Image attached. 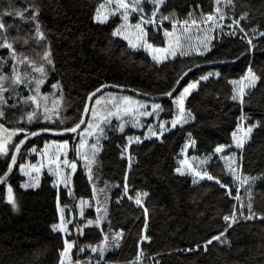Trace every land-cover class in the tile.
<instances>
[{
    "label": "trees",
    "instance_id": "obj_1",
    "mask_svg": "<svg viewBox=\"0 0 264 264\" xmlns=\"http://www.w3.org/2000/svg\"><path fill=\"white\" fill-rule=\"evenodd\" d=\"M8 3L9 0H0V11L7 7ZM39 3L40 19L47 30L55 62V70L49 73L42 91H52L50 83L60 80L69 105L61 113L67 120L65 125L60 127L71 125L77 120L87 101L88 93L101 88L102 85H120L122 87L119 88L133 90L143 97L124 94L142 100H152L155 97L157 102L165 107V111L160 113V118L170 119L171 101L159 94L172 85L182 69L192 68V71L184 77L181 85L188 80L198 79L203 73L220 72L219 77L213 75L207 81H201L198 89L193 90L186 100V108H190L195 116L193 121L184 125L183 129L178 126L165 133L163 143L153 137L139 144L133 143L129 147V152L132 153L131 168L127 154L121 158V148L117 145L127 143L123 138L125 135L142 136L144 128L135 130L129 126L125 128L124 133L109 132L108 139L101 140L103 147L98 153L97 164L93 166V183L100 187L107 184L110 197L107 205L108 218L114 231L124 230L120 248L107 252L106 258L116 261L117 264L133 260L138 251L139 235L144 228V209L123 195L124 173L127 171L129 193L134 195L135 190L149 193L148 197L142 199L148 210V226L144 234L149 235L151 239L139 242L144 252L140 264H156L157 261L159 264H264V221L260 220L241 221L233 225L225 234L231 242V247L213 241L207 252L202 249L195 252L178 250L196 243L202 244L204 240L222 231V214L230 211L235 201L223 195L226 189H221L214 181L201 180L193 184L191 175L180 176L174 171L179 166V160L184 159L185 155L189 158L202 157L211 152L217 144L232 145L231 133L236 130L242 115L251 118L245 120V124L258 119L264 121V51H256L252 65L262 79L250 90V94L245 98L247 102L241 106L228 99L233 87L228 81L238 80L249 65V56L241 55L248 47L244 40L221 36L212 41L214 46L203 57L177 55L175 59L156 64L147 52H134L127 48L126 41L110 36L112 28L115 27L113 20L119 22L118 17H110L106 24L92 20L95 9L105 3V0H39ZM195 3H200L205 12L213 8V0H167L165 10L175 9L177 16L184 18L187 12L192 10L189 4L194 6ZM236 3L237 15L242 10L251 13L250 24L246 27L258 24L264 29V0H236ZM24 4L25 0H15L16 6ZM164 23L171 27L167 21ZM223 23L227 25L230 20L226 18ZM23 27L27 30L28 26ZM225 31L228 29L225 28ZM193 36L195 37L194 34ZM149 38L156 45L164 46L165 37L162 33H150ZM259 39L264 40V37ZM15 46L37 58L38 53L43 51V47L35 42L24 45L21 41ZM6 53L7 50L0 49V55ZM206 60L214 62L206 63ZM194 64H199L200 67L195 68ZM7 70L6 68L5 71ZM144 123L146 125L156 122L153 117H149ZM46 126L55 128L57 125ZM37 127L41 125H31L32 130ZM188 131H191L197 140L196 148L190 147L186 153H182L181 148ZM22 136L21 133L20 137ZM73 136L75 134L61 137L54 132L44 133L30 138L26 145L35 144L36 148L40 149L47 141H61ZM229 151L236 152L243 171L251 175L264 172V126L253 130L242 151L235 149L234 145L230 149L226 148L225 154ZM20 160L18 157V163ZM214 161L205 167L231 187V176L223 171L224 161L216 157ZM17 165L13 167V172L7 179V183L13 187L18 202L17 209L14 210L7 203L6 185H0V264H58V250L63 247V237L51 228V225L58 221L57 191L52 187L51 177L46 174L41 177L37 188L21 189L22 178L17 173ZM3 170H6V165L4 159L0 158V172ZM254 190V209L264 212V183L257 181ZM71 191L74 194L72 196L65 190L59 191L62 205L73 204L81 198H92V185L81 165H77L72 177ZM243 191L241 189V195ZM117 196H122L119 203H116ZM88 212H85V217L93 218L94 215ZM101 227L106 228L107 222H103ZM71 229L73 235L69 239H77L82 244L95 243L101 238L100 230L95 226L84 228V236H79L74 226ZM75 253L74 247V259ZM86 254L81 253V257Z\"/></svg>",
    "mask_w": 264,
    "mask_h": 264
},
{
    "label": "snow or ice",
    "instance_id": "obj_2",
    "mask_svg": "<svg viewBox=\"0 0 264 264\" xmlns=\"http://www.w3.org/2000/svg\"><path fill=\"white\" fill-rule=\"evenodd\" d=\"M166 8L167 0H105V3H101L95 9L92 20L95 23L106 24L110 17H118L119 22L113 20L115 27L112 28L110 36L112 38L119 37L126 41L127 48L134 52L140 50L147 52L156 64L175 59L177 55L180 57L193 55L203 57L214 46L212 41L221 36H233L244 40L248 47L241 52V55L247 54L249 56V65L238 80L228 81L233 86L228 99L243 106L247 102L245 98L250 94V90L256 86L257 81L262 79L252 65L256 51H264V40L259 39L264 37V29L258 24L246 27L250 24L251 13L242 10L237 15L236 0H213V8L208 12L201 9L200 3H195L194 6L189 4V8L192 10L188 11L184 18L178 17L175 9L166 11ZM196 10L200 11L197 12ZM40 13L41 4L39 0H25L24 6H16L15 0H9L7 7L0 11V49L7 50L6 55H0V158L4 159L6 165V170L0 172V183L6 185L7 203L14 210L18 208V202L13 187L7 183V179L9 174L13 172V167L18 164V156L21 159L24 158V152H35L42 159L37 163H19V171L30 177L29 181L20 184L21 188L37 187L41 170L47 165L49 173L57 178L53 181V186L56 187L58 182H62L67 189V194L74 195L68 185L71 174L76 172L77 160L67 158L69 140L46 142L42 150H38L35 144L26 145V140L46 132L75 134V137L79 139L78 143L72 146V150L75 151L79 160L84 162L83 167L89 182L92 183L95 175L93 166L97 164L98 153L103 147L101 140L108 139L109 132L124 133L129 124L133 128L145 129L142 136L125 135L123 138L127 143L117 145L121 148V158L127 154L129 168H131L132 153L129 152V147L133 143L139 144L143 140H150L153 137L163 143L165 133L176 129L178 126L183 129L184 125L195 119L192 110L186 108L185 105L188 97L193 90L198 89L201 81H207L213 75L220 76L219 71L207 72L201 74L198 79L188 80L181 85L184 77L192 71V68L182 69L172 85L159 94L168 97L171 101L170 119L160 118V113L165 111V107L157 102L155 97L151 102L137 100L127 95L117 96L113 93H108L107 97H97L96 93L100 92V88H96L87 96L88 101L95 98V102L92 104L85 103L77 120L71 125L60 127V125H65L67 120V117L62 116L61 113L69 105L60 80L50 83L52 91L41 90L48 81L49 73L55 70V62L52 57L51 45L48 42L47 30L40 19ZM5 17L11 19L6 20ZM226 18L230 20V23L224 25L223 22ZM165 21L170 24V28L165 25ZM242 21L244 23H241ZM23 25L28 26L27 30ZM193 27L196 29L195 37L192 34ZM225 28L228 31H225ZM150 33H162L165 37L164 46L156 45L149 38ZM21 41L24 45L35 42L42 46V53H38L37 58L19 50L15 45ZM205 62L212 63L214 61L206 60ZM220 62L225 63L227 61ZM193 67L199 68L200 65L194 64ZM6 68L7 71H5ZM101 87H105V85ZM112 87L122 86L112 85ZM144 95L149 94L144 93ZM147 117H153L156 123L145 125L141 118ZM113 119L116 121L115 124H113ZM250 119L244 115L239 118L236 130L231 133L232 145L217 144L211 152L202 157L192 156L189 158L185 155L184 159L179 160V166L174 169L175 173L180 176L191 175L193 184L201 180L214 181L221 189H226L223 195L235 201L231 210L222 214L224 221L222 231L204 240L202 244L196 243L178 250L195 252L202 249L207 252L208 246L212 245L213 241L231 247V242L225 234L233 225H237L241 221H264V212L255 211L253 203L256 195L255 185L257 181L264 183V172L251 175L243 171L241 160H238L236 152L229 151L225 154V149H230L233 145L235 149L242 151L245 143L251 138L253 130L264 126V121L259 119L245 124V120ZM41 121L57 126L55 128L41 126L32 130L31 125ZM9 124L14 126H7ZM82 125H84L83 128ZM21 133L23 134L22 138L20 137ZM50 144L55 145L54 151L49 150ZM196 144V138L191 131H188L181 152L186 153L190 147L195 149ZM61 154H63V159H61ZM214 157L224 161L223 171L226 175L231 176V187L228 183L222 182L218 176L212 174L208 167H205L209 162H215ZM69 168L70 172H64V169ZM127 177L128 172L125 171L123 195L142 207L146 218L144 228L139 235L138 251L134 259L125 262V264H140L144 252L140 248L139 242L151 239L149 235L144 234V230L148 226V210L142 199V197H148L149 193L135 190L134 195L130 194ZM241 189L244 190L243 195H241ZM107 192V184L104 188H97L93 184L92 199L95 200L94 207L97 213L94 219L85 217L83 207L84 205L89 207L93 205L83 198L79 202V215L85 219L84 223L74 225L75 232L79 236H84V228L95 226L100 230L101 236L95 243L82 244L77 239L67 238L72 235L67 227L69 223H72V220L66 218L65 208L68 205L61 204L60 194L57 191L56 211L59 213L60 220L58 223H53L51 228L54 232L59 231L64 237L63 247L58 250V264H117L116 261L106 258V253L120 248L124 230H113L111 220L108 218L107 205L110 197ZM121 198L122 196H117L116 203H119ZM103 222H107L106 228L101 227ZM74 247L76 248L75 259L72 251ZM81 253L87 254L81 257ZM156 264L159 262L157 261Z\"/></svg>",
    "mask_w": 264,
    "mask_h": 264
},
{
    "label": "rangeland",
    "instance_id": "obj_3",
    "mask_svg": "<svg viewBox=\"0 0 264 264\" xmlns=\"http://www.w3.org/2000/svg\"><path fill=\"white\" fill-rule=\"evenodd\" d=\"M194 29V28H193ZM192 34H194V35H196V29H194V30H192ZM42 90V89H41ZM108 93H113V94H115V95H117V96H120V95H127V96H131V95H128V94H124V93H121V92H113V91H107V92H104L103 94H101V95H99V96H105V97H107V94ZM98 96V97H99ZM131 97H133L134 99H137V100H142V99H139V98H137V97H134V96H131ZM149 102H151L152 100H148ZM95 102V99H94V101L92 102V103H94ZM149 117H147V118H141V120L142 121H145V120H147ZM116 123V121H115V119H113V124H115ZM35 124V123H34ZM38 124H40L41 126H46V125H51V123H48V122H46V121H41V122H39ZM131 127V125L129 124V125H127L126 126V128L127 127ZM131 128H133V127H131ZM133 129H135V130H141V128H133ZM73 135V134H72ZM71 135V136H72ZM14 139H17V138H14ZM78 137H75V136H73V137H71L70 139H67V140H69V151H68V153H67V158L69 159V160H73V159H76L77 160V165H81L82 167H83V164H84V162L82 161V160H79V158L76 156V153H75V151H73L72 150V146L74 145V144H76V143H78ZM89 140L91 141V138H89ZM51 141H56V140H50V141H47V142H51ZM61 141H63V140H61ZM61 141H57V142H61ZM46 143V142H45ZM45 143L43 144V146L40 148V149H38V150H42L43 148H44V145H45ZM50 151H54L55 150V145H53V144H50V149H49ZM19 157V156H18ZM41 157L37 154V153H35V152H33V153H27V152H24V158L23 159H21L20 160V162L19 163H25V164H29V163H37L38 161H41ZM61 159H63V154H61ZM19 163H18V165H19ZM18 165H17V173H18V175L22 178V182L21 183H23V182H26V181H29L30 180V177H28V176H25V175H23L20 171H19V167H18ZM62 168H63V165H62ZM84 168V167H83ZM84 170H85V168H84ZM64 172H70V168L69 169H64ZM85 173H86V170H85ZM44 174H46V175H48L49 177H51V179H52V187L56 190V191H60V190H65V191H67V189L65 188V185L62 183V182H58V184H57V186L56 187H54L53 186V181L54 180H57V178L55 177V176H53L52 174H50L49 173V171H48V167H47V165L41 170V174H40V176H39V182H38V185H39V183H40V179H41V177L44 175ZM87 174V173H86ZM35 174L33 173V176H34ZM73 175H74V173H72L71 174V176H70V182H69V185H68V187L69 188H71L72 187V177H73ZM62 177H63V173H62ZM62 177H61V180H62ZM87 177H88V175H87ZM93 182L91 183V185H92V190H93ZM96 185V184H95ZM38 187V186H37ZM37 187H29V188H27V189H25V188H21V189H23V190H28V189H35V188H37ZM97 188H104L105 186H102V187H100V186H96ZM109 189V188H108ZM107 195L109 196V194H108V192H107ZM70 196V195H69ZM98 198H102V197H98ZM86 201H88L89 202V204H91V205H93L92 207H89V206H87V205H84L83 207H84V212H86V211H89L88 213H92V216L94 215V217H93V219L95 218V216L97 215V213H96V211H95V207H94V205H95V200L94 199H90V200H86ZM79 202H80V200L79 201H77V202H75V203H73V204H70V205H68V207L67 208H65V216H66V218H68V219H71L72 220V223H69L68 225H67V227L69 228V230L72 232V229H71V227L72 226H74L75 225V222H78V221H82V223H84V217H81L80 215H79V212H80V206H79ZM88 218H91V217H88ZM59 220H60V216H59V213H58V221H57V223L59 222ZM56 233H59L62 237H63V234H61L59 231H55ZM72 235H73V232H72ZM72 235L71 236H69V237H67V238H70V237H72ZM64 238V237H63ZM74 249V248H73ZM73 251V250H72Z\"/></svg>",
    "mask_w": 264,
    "mask_h": 264
},
{
    "label": "water",
    "instance_id": "obj_4",
    "mask_svg": "<svg viewBox=\"0 0 264 264\" xmlns=\"http://www.w3.org/2000/svg\"><path fill=\"white\" fill-rule=\"evenodd\" d=\"M107 90H115V91H118V92H123V93H130V94H133L137 97H143L140 93L138 92H135L133 90H130V89H127V88H119V87H112V86H105V87H101L100 88V92L96 93V96L100 95L101 93H103L104 91H107ZM144 98H146L144 96ZM94 99V98H93ZM93 100L91 101H86V103H89L91 104ZM84 127V125H82V128ZM46 133H50V132H46ZM41 134H44V133H41ZM59 136L63 137V136H71L72 133H63V134H58ZM32 138V137H31ZM28 142V140L25 141V144ZM11 175V173L9 174V176ZM9 178V177H8ZM2 183H0L1 185Z\"/></svg>",
    "mask_w": 264,
    "mask_h": 264
}]
</instances>
